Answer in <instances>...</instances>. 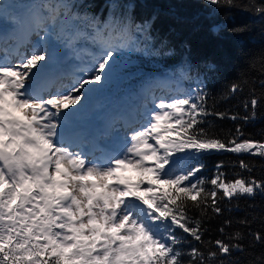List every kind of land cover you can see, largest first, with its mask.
<instances>
[{
  "label": "snow or ice",
  "instance_id": "snow-or-ice-1",
  "mask_svg": "<svg viewBox=\"0 0 264 264\" xmlns=\"http://www.w3.org/2000/svg\"><path fill=\"white\" fill-rule=\"evenodd\" d=\"M205 2L224 9L225 20L235 10L264 23V0ZM11 7L0 6V264H264V203L258 208L255 202L264 200V180L240 173L228 179L223 162L209 179L199 175L204 164L196 159L213 151L264 159V138H245L237 126L222 140L208 119H257L264 55L260 95L254 82L242 101L245 115L210 109L202 88L176 89L153 96V108L118 117L129 130L122 144L88 159L65 146L81 136L82 101L93 85L121 70L114 62L118 52L170 55L163 51L166 41L154 51L151 21L135 23L125 5H114L103 21L84 0H39L25 5L20 17L9 14ZM226 28L221 22L211 30ZM33 33L38 41L21 51ZM84 43L96 50L77 46ZM66 58L80 61L67 84L61 71ZM190 68L185 59L169 79H190ZM241 90L232 83L222 98ZM237 163L253 171L244 159ZM240 198L253 202L243 208L232 203ZM225 212L244 215L225 217L219 235L204 240L205 220ZM257 220L260 230L251 227Z\"/></svg>",
  "mask_w": 264,
  "mask_h": 264
},
{
  "label": "trees",
  "instance_id": "trees-1",
  "mask_svg": "<svg viewBox=\"0 0 264 264\" xmlns=\"http://www.w3.org/2000/svg\"><path fill=\"white\" fill-rule=\"evenodd\" d=\"M18 1L28 4L39 2V0ZM84 3L90 13L102 21L109 18L110 10L114 5H125L135 23L151 21L150 32L153 37L154 51L160 47L158 41L164 40L167 43L163 51L170 52V55H147L138 51L118 52L115 62L121 68L117 72L121 83L133 85L139 81H148L155 75L169 76V73L187 59L191 64L188 71L190 79L174 77L171 78L172 83L177 89L183 91L202 88L207 93V106L210 109L221 112L227 110L243 116L246 113L242 101L249 96V88L254 82L257 85L256 94L260 95L258 79L260 78V59L264 55V23L251 14L233 10L231 18L225 20V10L217 9L205 0H84ZM221 22L226 23L227 28L220 32H213L211 30L213 25ZM233 28H244L245 30L234 32ZM83 45L93 51L96 50L90 44L84 43ZM254 61L257 62L255 68L252 67ZM209 64L214 67L209 68ZM244 81L247 83H243ZM232 83H240L242 90L223 99L222 97ZM208 119L213 125L210 131L222 140L229 139L228 134H234L237 126L242 129L245 138L256 140L264 138L262 137L264 100L261 101V107L257 109L255 121L219 120L215 117ZM196 159L204 164L199 175L209 179L216 172L215 165L223 162L224 166L220 171L224 172L228 179H234L235 173H240L245 177L251 175L256 179L264 180V159L258 156L213 151ZM240 159H244L253 166L251 173L244 172L238 167L237 162ZM237 202L243 208L253 201L249 198L232 201L233 204ZM255 202L259 208L264 200L257 196ZM243 215V212H225L222 217L205 220L204 226L208 231L204 233V240L214 239L219 235L217 229L225 217L231 216L235 220ZM238 227L240 226L235 223L232 226V228ZM251 227L254 230H260L259 220ZM192 243L196 244L195 241Z\"/></svg>",
  "mask_w": 264,
  "mask_h": 264
},
{
  "label": "rangeland",
  "instance_id": "rangeland-1",
  "mask_svg": "<svg viewBox=\"0 0 264 264\" xmlns=\"http://www.w3.org/2000/svg\"><path fill=\"white\" fill-rule=\"evenodd\" d=\"M12 5L13 7L8 9V12L11 16H23L25 11L24 6L28 5V3H23L18 0H0V6L2 5ZM41 35L43 33L41 32ZM29 44L24 45L21 48V51L27 52L31 48V44H34L38 41V37L33 33L29 38ZM14 41H9L8 44H13ZM5 47L8 45H4ZM81 47L80 44L77 45ZM83 47H89L83 45ZM93 51V50H91ZM67 53V50H65ZM4 53L0 51V56H3ZM15 61V58H13ZM87 59V56H85ZM115 62V61H114ZM116 63V62H115ZM80 61L73 59H65L61 65V71L63 72L65 78L63 83L67 84L70 82V76L73 71L74 66L79 65ZM82 75V74H81ZM133 78V77H132ZM154 81V82H153ZM173 80L169 79V76H159L155 75L151 77L148 81H139L138 83H134L133 85H126V83H121V79L118 73H115L110 80H106L102 86L93 85L94 91L87 95L85 100H89L90 108H84V102L82 101L81 108L83 110V114L80 117V128L83 129L84 138L79 139V147L74 146V142L71 144H65L68 146L70 151L77 152L83 151L88 154L91 145L89 141L86 139L87 132L90 130H94L96 133L99 144L104 142L105 145L108 146V152H111L115 149H118L122 144L124 138L128 135V129L123 126V121L119 120L122 114L127 115L134 110H141L142 105H147L149 108H153L152 98L160 97L162 95H171L177 89L175 85H173ZM178 81H176L177 83ZM53 87V91L55 90ZM89 96V97H88ZM117 113L119 116H117ZM110 116L112 118L110 123L113 120H116L114 127L112 129L100 125L104 124L106 120H109L107 117ZM95 130L97 126H99ZM91 133V132H90ZM84 143L86 145H84ZM93 143V140H91ZM97 143V142H96ZM98 144V143H97ZM98 144V145H99ZM102 146V145H100ZM101 149H96L88 154V159H92L93 155H100ZM107 152V151H105ZM125 175L136 178V173L127 172Z\"/></svg>",
  "mask_w": 264,
  "mask_h": 264
},
{
  "label": "bare ground",
  "instance_id": "bare-ground-1",
  "mask_svg": "<svg viewBox=\"0 0 264 264\" xmlns=\"http://www.w3.org/2000/svg\"><path fill=\"white\" fill-rule=\"evenodd\" d=\"M88 95H90V93H88ZM89 97V96H88ZM84 108L86 109V108H90V102H89V100H85V102H84ZM123 115V114H122ZM121 115V116H122ZM117 116H119V114L117 113ZM109 120H106L105 122H104V124H100V125H103L104 127L106 126L107 127V125L110 123V120L112 119V118H110V116H108L107 117ZM109 122V123H108ZM100 125L99 126H97L96 128H95V130L97 129V128H99L100 127ZM81 131V136L79 137V139L80 138H84V134H83V132H82V130H80ZM94 131V130H93ZM90 132H92V130H90L89 132H88V134H90ZM79 139H75V141H74V146H76V147H79ZM87 139L89 140V138H88V136H87ZM90 141V140H89ZM101 149L102 151H107L108 152V146L107 145H105V146H99L97 143H96V140L95 139H93V143H92V145H91V151H94V150H96V149ZM83 151H84V149H83Z\"/></svg>",
  "mask_w": 264,
  "mask_h": 264
}]
</instances>
